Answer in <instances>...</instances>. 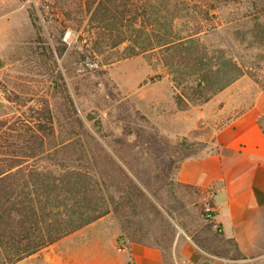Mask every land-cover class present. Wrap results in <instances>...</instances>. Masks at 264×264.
Returning a JSON list of instances; mask_svg holds the SVG:
<instances>
[{"label":"rangeland","instance_id":"obj_1","mask_svg":"<svg viewBox=\"0 0 264 264\" xmlns=\"http://www.w3.org/2000/svg\"><path fill=\"white\" fill-rule=\"evenodd\" d=\"M101 1L109 0H0V15L12 21V27L1 33L5 38L0 70L1 141L9 126L22 128L46 104L54 133L47 141L51 151L37 161L41 169L58 175L59 166H81L80 147L74 143L80 142L95 160L100 183H116L128 176L143 194L135 209L110 211L30 260L46 264L45 256L59 255L66 257L67 264H124L120 250L127 242L160 244V230L167 237L173 231L175 239L178 235L197 239L209 251L230 258L236 254L234 249L214 237L203 218L209 197L177 186V159L154 133L170 143L187 138L199 156L213 149L212 133L222 121L212 116L224 104H232L233 109L248 104L264 89V16H251L252 0H218L210 9L215 17L205 23L198 15L185 17L181 0L151 1L160 15L177 13L174 37L186 36L188 28L202 30L193 39L210 77L198 87L199 78L191 76L179 58L173 67H166L157 52L128 56L126 41L112 47L116 33L104 27L107 21L100 23L96 11ZM125 1L115 0L114 5ZM144 2L129 0L126 10L135 8L141 14ZM128 15L120 30L125 38L135 34L127 27ZM141 20L138 17L136 27ZM232 64L243 75L215 91ZM217 70L220 73L214 78ZM201 94L209 96L208 101ZM177 96L186 105L178 107ZM102 192L114 202L124 195L114 186Z\"/></svg>","mask_w":264,"mask_h":264},{"label":"trees","instance_id":"obj_2","mask_svg":"<svg viewBox=\"0 0 264 264\" xmlns=\"http://www.w3.org/2000/svg\"><path fill=\"white\" fill-rule=\"evenodd\" d=\"M128 1L116 5H114L115 0H109L106 3L101 1L97 6V14L102 18L100 23L104 25V21H107L104 27H110L116 33L112 47L126 41L130 45L128 56L157 52L166 67H173L175 60L179 58L184 61V67H189L190 75L199 78L198 87L201 82L207 83L210 69L205 68L202 51L193 39L202 30L192 31L188 28L186 36L174 37L172 29L173 20L177 17L176 12H164V15H160L159 11L153 10L151 1L154 0H145L141 7V14H138L135 8L126 10L128 4L130 6ZM181 1L185 17L198 15L205 23L215 17L214 14H210V9H214L212 2L218 0H197L198 3L195 4H191L192 0ZM251 10V16L255 18L264 16V0H256V2L252 0ZM126 13L130 16L127 27L135 33L128 38L123 37L120 32ZM138 17L142 19V24L136 27ZM161 31L164 33L161 34ZM262 35L261 40L264 42V34ZM218 72L220 73V70L213 72L214 78ZM241 75L243 71L232 64L227 72H224L225 78L215 91H221ZM200 97L204 102L209 99V96L204 94ZM175 101L178 107H181L182 103L185 104L182 96H177ZM1 124L0 129L3 127ZM262 129L264 130L263 127ZM53 133V119L50 109L45 104L32 121L25 123L22 128L13 124L7 130V137L2 141L0 137V264H15L104 217L110 211L120 213L124 209H135L142 200L143 194L138 185L128 176L123 175V178L116 183L108 180L104 184L100 183L96 177L98 168L95 160L88 156L86 147L82 149L80 142L74 143L80 147L78 161H83L81 166H59L61 170L58 175H55L52 170L41 169L37 161H41L38 159H42L51 151L47 141ZM154 136L159 139L160 145L166 143L165 151L177 159L174 180L181 162L199 156L198 151L193 150L194 144L187 138L170 143L157 132ZM29 161H35L36 164L27 165ZM118 170L120 172L121 169L118 168ZM176 184L179 187L196 190L207 197L210 196L211 191L208 189L180 184L177 181ZM111 186L124 193L115 202L112 198L105 197L102 192L103 189ZM149 205L152 207V204L149 203ZM202 213L214 237L234 249L236 254L231 256L232 258L238 257L234 243L223 239L220 232L213 228L209 218H206L203 210ZM158 240L160 244L132 242L158 248L164 255L165 263L173 264L174 232L171 231L170 236L167 237L165 231L160 230ZM193 242L203 252H210L209 254L221 258L228 257V254L209 251L197 239Z\"/></svg>","mask_w":264,"mask_h":264},{"label":"crops","instance_id":"obj_3","mask_svg":"<svg viewBox=\"0 0 264 264\" xmlns=\"http://www.w3.org/2000/svg\"><path fill=\"white\" fill-rule=\"evenodd\" d=\"M11 25L7 15H0V70L5 48L1 33ZM212 102L213 99L207 104ZM217 112H212L215 114L211 119L222 122L212 133L213 149L181 162L175 180L211 191L213 228L223 239L234 243L239 256L207 255L189 237L178 235L172 246L173 264L264 262V89L246 105L233 109L232 104H224ZM37 253L15 264H34L30 259L37 257ZM120 256L124 264H166L158 248L137 242H127ZM45 259L46 264L68 262L59 255L45 256Z\"/></svg>","mask_w":264,"mask_h":264},{"label":"built area","instance_id":"obj_4","mask_svg":"<svg viewBox=\"0 0 264 264\" xmlns=\"http://www.w3.org/2000/svg\"><path fill=\"white\" fill-rule=\"evenodd\" d=\"M203 212H204L206 218H209L208 220L211 222L213 219V216H212L213 209H212V206L209 202L205 203L204 208H203ZM213 227H214V225H213Z\"/></svg>","mask_w":264,"mask_h":264}]
</instances>
